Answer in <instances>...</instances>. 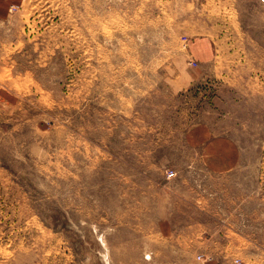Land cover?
Instances as JSON below:
<instances>
[{
    "label": "rangeland",
    "instance_id": "1",
    "mask_svg": "<svg viewBox=\"0 0 264 264\" xmlns=\"http://www.w3.org/2000/svg\"><path fill=\"white\" fill-rule=\"evenodd\" d=\"M259 8L0 0V264H264Z\"/></svg>",
    "mask_w": 264,
    "mask_h": 264
},
{
    "label": "crops",
    "instance_id": "2",
    "mask_svg": "<svg viewBox=\"0 0 264 264\" xmlns=\"http://www.w3.org/2000/svg\"><path fill=\"white\" fill-rule=\"evenodd\" d=\"M257 4L260 6V8L256 9V11L261 12V13L264 12V0H257ZM263 25H264V22H261L260 26H263ZM249 38L251 39L252 43L256 44L255 48L257 49V52H258L257 57L264 58V47L261 44V42H258L257 40L256 41L253 40L252 37L250 36ZM213 42H215V38L210 37V36L202 37L201 39L192 41L190 43V50L192 52V55L195 56L200 53L199 50H202L205 54L206 53L208 54V57L211 54V57H212L211 60H213V56H214L213 55L214 46L212 44ZM199 44L201 45L199 46ZM226 48L229 50L228 47ZM231 51H234V50L231 49ZM243 51L245 50L243 49ZM243 51L241 52L243 53ZM192 71L190 70V73L189 72L187 73L193 76L192 73L194 72ZM242 73L246 74L243 70L241 71V74ZM186 77H189V76H186ZM206 122L207 121H197L196 123L190 125L186 132L187 141H189L193 146L198 145L196 147H200L201 153H203L204 155H211V154L212 155H222V154L232 155L234 152H231V149L233 148H231L230 146H227L226 140L218 139L217 141H214L215 137L212 136L213 134H211V130ZM235 165H236L235 163H229V164H225V166H222V167L224 168V171H227L233 168ZM222 167L218 168L219 171H221Z\"/></svg>",
    "mask_w": 264,
    "mask_h": 264
},
{
    "label": "built area",
    "instance_id": "3",
    "mask_svg": "<svg viewBox=\"0 0 264 264\" xmlns=\"http://www.w3.org/2000/svg\"><path fill=\"white\" fill-rule=\"evenodd\" d=\"M165 174H166L167 176H171V175H173V170L170 169V168H168V169H166Z\"/></svg>",
    "mask_w": 264,
    "mask_h": 264
}]
</instances>
